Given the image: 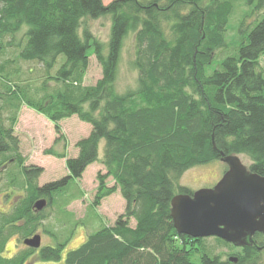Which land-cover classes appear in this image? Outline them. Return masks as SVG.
<instances>
[{
  "label": "trees",
  "instance_id": "16d2710c",
  "mask_svg": "<svg viewBox=\"0 0 264 264\" xmlns=\"http://www.w3.org/2000/svg\"><path fill=\"white\" fill-rule=\"evenodd\" d=\"M238 1L0 0L2 49L14 47L12 62H38L44 73L36 84L21 76L20 66L8 71L0 66V111H9L6 119L0 114V193L6 199L14 193L9 190L23 192L9 210H0V264H26L35 253L44 262L62 260L68 240L57 237L38 251L26 246L5 253L12 238L36 234L48 218L46 208L57 216L55 205L84 196L83 190L65 188L95 162L105 172L97 174L91 206L119 190L125 211L68 251L65 264H264V234L237 252L236 245L213 237L229 248L228 255L237 254L238 261L230 262L208 247L206 238L179 234L171 215L172 198L193 193L180 183L184 173L220 160L221 152L247 156L250 171L264 176V0H244L251 9L239 21L238 41L230 45L229 22ZM107 14L112 16L108 45L88 23ZM130 35L131 64L138 74L134 87L120 91L118 67ZM91 48L102 77L85 86ZM230 49L211 69L219 52ZM23 105L54 123L56 141L65 146L46 153L66 158L65 177L39 185L44 169L26 165L15 130ZM74 115L92 128L77 141V156L69 157L60 122ZM40 198L48 203L36 210ZM194 250L202 251L198 263L191 259Z\"/></svg>",
  "mask_w": 264,
  "mask_h": 264
},
{
  "label": "rangeland",
  "instance_id": "374dc122",
  "mask_svg": "<svg viewBox=\"0 0 264 264\" xmlns=\"http://www.w3.org/2000/svg\"><path fill=\"white\" fill-rule=\"evenodd\" d=\"M105 4L110 3L113 0H103ZM239 2V4H238ZM235 4L234 12L230 18L229 30L227 34L228 42L233 44L238 41V24L240 19L245 13L250 11L251 7L247 5L244 0H239ZM254 16L248 18L253 20ZM88 23L91 27L92 32L100 40L108 45L109 35L112 25V16L102 15L99 18H89ZM82 34V29L80 30ZM18 37H21L19 35ZM9 38V37H8ZM4 39V41L8 40ZM3 43H0V66L4 65L5 70L19 67L21 69V76L23 78L30 77L36 84H41L44 73L41 72L42 64L36 62H25L16 61L12 62L15 57V51L12 50L14 47H6L2 49ZM232 53V50H224L219 52V56L214 59V63L211 69L216 68L219 62L227 55ZM90 64L84 79V85H94L102 77V67L96 59L93 48L90 49ZM134 58V39L130 35L124 45L122 59L119 63L118 72L119 78L117 81L118 89L124 91L130 87L136 85V77L138 71L133 68L131 62ZM64 59L62 56L59 60V64L55 70L61 65V61ZM261 65L264 70V55L261 57ZM41 72V74H40ZM3 104V100L0 98V105ZM9 111L1 109L0 114L6 119ZM4 119V120H5ZM62 130L65 134L69 157H76L78 154V148L76 143L79 139L86 137L90 130L91 124L80 120L76 115L63 119L61 122ZM16 134L20 137V151L26 158V165H37L44 169L42 175L38 180L39 185H44L47 182L61 179L68 174L66 167V158H58L55 155L46 153V150L53 148L57 151L64 149V141H56L58 133L55 130L54 123L46 116L38 113L36 110L23 105L19 111V120L16 124ZM105 141L101 140L99 145V155H104ZM242 162L246 165H250V159L241 154L239 155ZM227 170V164L220 160H215L206 165H201L189 169L182 176L180 183L187 186L191 190H199L201 188H208L216 185L225 171ZM99 171L105 172V168L101 163L95 162L87 167L83 176L80 179L72 180L69 185L65 188L66 192L83 190L84 196L74 200L73 202L63 201L64 205H55L56 212L53 214V208H46L48 218L43 220L41 225L38 227L36 233L42 235V246L54 245L55 237L61 242L67 243L64 247L62 260L59 262L47 261L44 262L38 258V254H33L26 262V264H65V257L67 252L78 248L89 235L96 233L106 225L114 224L117 216L125 211V199L118 190L113 194L107 196L102 200L101 205L97 208H93L91 205L95 199L97 193L98 180L97 174ZM108 185H113L114 180L109 177L107 179ZM12 193L10 197L3 199L0 193V210H9L10 204L16 199V197L23 192L7 191ZM69 200V198H66ZM68 203V204H67ZM132 225H135V221L132 220ZM44 228L53 230L55 236L45 232ZM206 243L208 247H213L214 252L221 254L223 259H229L230 256H237V254L229 253V248L225 245H218L213 237H207ZM26 245L23 240L18 236L10 240L7 246L5 255L11 256L16 252L23 250ZM238 247V246H237ZM241 248H235L233 251H239ZM202 251H192L191 259L194 262L201 261Z\"/></svg>",
  "mask_w": 264,
  "mask_h": 264
},
{
  "label": "water",
  "instance_id": "95a60500",
  "mask_svg": "<svg viewBox=\"0 0 264 264\" xmlns=\"http://www.w3.org/2000/svg\"><path fill=\"white\" fill-rule=\"evenodd\" d=\"M220 154L227 170L216 185L172 198L174 226L179 234L193 238L218 237L236 246L252 245L256 243L249 239L253 233H264V176L250 171L239 155ZM47 203L46 198H40L34 208L42 210ZM23 243L39 249L42 235L36 233ZM229 260L237 262L238 257Z\"/></svg>",
  "mask_w": 264,
  "mask_h": 264
},
{
  "label": "flooded vegetation",
  "instance_id": "af4514ba",
  "mask_svg": "<svg viewBox=\"0 0 264 264\" xmlns=\"http://www.w3.org/2000/svg\"><path fill=\"white\" fill-rule=\"evenodd\" d=\"M1 170V169H0ZM2 197H3V199H5V195L3 194L2 195ZM262 232L261 231H259V230H256L254 233H253V235L249 238L250 240H251V242L252 243H254V242H256V239H257V237L261 234ZM262 234H264V233H262ZM251 243V244H252ZM245 246V245H244ZM244 246H238V247H244ZM37 251L39 250V249H36Z\"/></svg>",
  "mask_w": 264,
  "mask_h": 264
},
{
  "label": "crops",
  "instance_id": "0c3cea01",
  "mask_svg": "<svg viewBox=\"0 0 264 264\" xmlns=\"http://www.w3.org/2000/svg\"><path fill=\"white\" fill-rule=\"evenodd\" d=\"M62 150H63V148H62ZM62 150H61V151H62ZM67 151H68V147H67Z\"/></svg>",
  "mask_w": 264,
  "mask_h": 264
},
{
  "label": "bare ground",
  "instance_id": "6f19581e",
  "mask_svg": "<svg viewBox=\"0 0 264 264\" xmlns=\"http://www.w3.org/2000/svg\"><path fill=\"white\" fill-rule=\"evenodd\" d=\"M231 243V242H230Z\"/></svg>",
  "mask_w": 264,
  "mask_h": 264
}]
</instances>
